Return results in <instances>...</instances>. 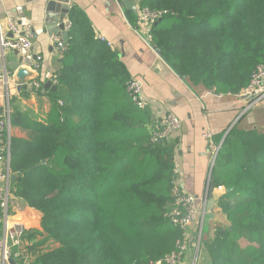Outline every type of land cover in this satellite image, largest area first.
<instances>
[{
  "label": "trees",
  "instance_id": "trees-1",
  "mask_svg": "<svg viewBox=\"0 0 264 264\" xmlns=\"http://www.w3.org/2000/svg\"><path fill=\"white\" fill-rule=\"evenodd\" d=\"M139 4L167 11L152 27V43L194 85L240 94L264 63V0ZM72 30L56 89L44 87L50 113L32 139L12 136L13 193L43 215L32 264H150L186 237L165 216L178 142L152 141L158 127L149 128L151 111L132 100L118 54L95 63ZM22 117L16 110L12 124L23 126ZM214 140L221 147L212 177L226 188L218 205L230 226L207 240L204 233L201 252L207 247L212 264H264V132L235 125Z\"/></svg>",
  "mask_w": 264,
  "mask_h": 264
},
{
  "label": "crops",
  "instance_id": "crops-1",
  "mask_svg": "<svg viewBox=\"0 0 264 264\" xmlns=\"http://www.w3.org/2000/svg\"><path fill=\"white\" fill-rule=\"evenodd\" d=\"M51 1L59 2V0H0L1 33L11 35L7 24L9 16L19 21L22 18L33 24L35 29L33 48L36 53L43 56V66L38 77L44 82L56 78L62 60L53 44V37L59 34L58 30H54L53 34L47 30L49 16L53 18L56 15V11L50 13L48 9ZM67 2L69 9L65 19H70L73 25L67 33L60 34L64 35L66 43L69 32L76 26L77 30L72 32L74 31V37L81 43V52L89 55H86L90 57L88 59L96 63L97 59L103 61L110 51L118 54V59L124 64L131 78L143 81L146 107L152 113L150 129L158 127L169 113H174L181 119L182 127L173 135L174 140L178 142L174 157L175 182L195 195L207 194L208 213L211 212V216L206 240L229 227L227 216L218 205L219 198L226 188L223 186V189H219V186H216L212 194L210 191L212 150L203 133L212 130L213 138L217 134H223L225 137L227 129L237 119L235 125L240 129L254 128L264 132V102L240 116L247 103L240 94H217L203 85H194L179 76L155 48L145 41V33L137 29L138 27L143 30L137 23L139 0H136L135 8L128 7L124 0H67ZM17 6H23V17L16 12ZM74 12L75 15L71 16ZM88 36L93 38L86 43L85 37ZM102 37L106 41L102 40ZM75 63L79 66L84 62L77 58ZM21 64L22 54L18 50L0 53V73L6 69L13 80L10 86L12 115L19 110L24 122L23 126L12 124V136L30 140L35 134L32 128L39 121H45L52 103L50 96L45 92L29 93L24 88L16 86L21 81L17 77ZM28 79L29 73L24 80ZM4 92V84L0 79V111L6 106ZM42 216L39 210L12 194L10 218L23 222L28 230L25 238L27 252L13 264H32L35 260L33 250L43 239L38 233L42 231ZM193 230L194 226L190 228L192 233ZM200 258V264H212L207 247L202 249ZM187 262L188 259L184 264Z\"/></svg>",
  "mask_w": 264,
  "mask_h": 264
},
{
  "label": "built area",
  "instance_id": "built-area-1",
  "mask_svg": "<svg viewBox=\"0 0 264 264\" xmlns=\"http://www.w3.org/2000/svg\"><path fill=\"white\" fill-rule=\"evenodd\" d=\"M141 1V0H139ZM16 12L23 17V6H17ZM165 10L152 9L149 6H139L138 25L145 33V41L153 46L152 27L166 13ZM20 17V18H21ZM10 36L0 32V53L4 54L7 50H18L22 54L21 68L29 72V79L20 81L17 87L24 88L29 93L44 92L45 84L51 81L52 85L57 84V79L52 78L45 82L39 80V73L43 66V56L34 51L35 29L30 21L17 20L13 16L7 18ZM72 21L64 19V31L59 30L53 37L54 48L60 56L68 50V44L63 39V33H67L72 28ZM106 41L105 38H101ZM109 44V43H108ZM0 79L4 84V94L6 106L0 111V264H13L18 262L27 252L25 238L27 227L23 222L14 221L10 218V200L13 194V175H16L11 168L12 157V108L10 105V86L13 83L10 72L4 69L0 73ZM132 100L141 108L146 107L143 81L139 78H132L128 83ZM240 96L247 100L246 106L240 116L264 102V63L257 65L253 70L249 84L240 93ZM238 120V119H237ZM236 120V121H237ZM236 121L227 129L225 136L235 126ZM182 127L181 119L174 113L167 114L158 129L152 133V141L158 142L169 140ZM203 137L209 143L212 150V163L214 166L220 144L215 142L212 130H206ZM223 189V186H219ZM173 202L170 210L165 213L169 221L185 232V239L178 241L176 249L164 258L157 261H150V264H199L200 252L204 236V224L206 215L209 212L207 194L195 195L183 189L179 183H174ZM194 226L193 233L190 228ZM193 252L189 255V249ZM24 264V263H22Z\"/></svg>",
  "mask_w": 264,
  "mask_h": 264
},
{
  "label": "water",
  "instance_id": "water-1",
  "mask_svg": "<svg viewBox=\"0 0 264 264\" xmlns=\"http://www.w3.org/2000/svg\"><path fill=\"white\" fill-rule=\"evenodd\" d=\"M124 2L126 3V5L128 7L131 8H135L136 7V0H124ZM48 9L51 11H56V15L53 16V18H51V16H49L48 18V31L50 32V34H53L54 30H61L64 31V19L67 15L68 9H69V4L67 2V0H59L58 3L51 1L48 5ZM160 21V20H159ZM158 23V22H157ZM156 23V24H157ZM155 50L157 51V49L155 48ZM158 52V51H157ZM28 70L25 68H21L18 73H17V77L21 79V81L24 80V78L28 75ZM45 88H52L53 90L56 89L55 85H52L51 81H47L45 84ZM221 147V146H220ZM16 175H13V179L15 180ZM215 180L213 177H211V194L213 193V190L215 188ZM230 229H233V227L231 226ZM193 252V248L189 249V255H191Z\"/></svg>",
  "mask_w": 264,
  "mask_h": 264
},
{
  "label": "rangeland",
  "instance_id": "rangeland-1",
  "mask_svg": "<svg viewBox=\"0 0 264 264\" xmlns=\"http://www.w3.org/2000/svg\"><path fill=\"white\" fill-rule=\"evenodd\" d=\"M210 216H211V212L208 213L206 215V218H205V224H204V232L207 233L208 232V221L210 219Z\"/></svg>",
  "mask_w": 264,
  "mask_h": 264
}]
</instances>
